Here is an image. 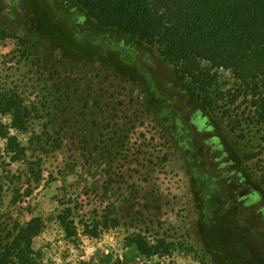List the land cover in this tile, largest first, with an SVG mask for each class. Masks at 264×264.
Here are the masks:
<instances>
[{
	"label": "rangeland",
	"instance_id": "1",
	"mask_svg": "<svg viewBox=\"0 0 264 264\" xmlns=\"http://www.w3.org/2000/svg\"><path fill=\"white\" fill-rule=\"evenodd\" d=\"M5 1V13L26 20L19 26L20 33L33 31L58 57L75 63L71 76L82 85L83 96L90 104L103 107V113L98 111L100 115L92 118L100 120L101 126L111 124L115 133L124 131L121 136L126 147L116 161L102 165L103 175L96 179L86 176L76 194H83L85 186L96 180L104 186L111 177L116 188L126 181L144 213L164 222V228L182 245L169 256L145 259L125 245L126 234L120 229L98 238L88 237L80 229L76 240L66 239L55 220L59 198L63 186L76 187L80 182L84 160L53 156L46 158L45 180L18 206L24 208L20 212L23 221L33 217L46 221L33 244L42 252L44 264H114L119 260L123 264H203L200 258L205 255L206 264H221L218 260L225 257L242 264V243L251 236L249 228L259 234L254 253L264 259V120L255 118L258 115L250 97L237 96L230 72H221L222 87L231 93L222 102L228 114L215 116L194 106L185 88L169 84L151 48L101 29L68 0ZM17 47L16 41H0V81L11 80L8 77L13 73L22 79L16 69L29 72L24 64H17ZM34 75L35 71L28 74L33 79ZM24 91L32 98L37 94ZM28 138L20 135L25 144ZM223 155L234 166L241 163L239 176L237 172L219 178L233 167L218 168L225 161L220 159ZM163 156L169 161L159 167L158 158ZM66 162L77 166L74 173L64 166ZM6 167L0 165V173L6 174ZM12 169L16 172L18 165ZM240 176L254 187L258 201L239 197L241 189L235 180ZM81 197L86 205L88 197ZM213 239L216 251L209 244Z\"/></svg>",
	"mask_w": 264,
	"mask_h": 264
},
{
	"label": "trees",
	"instance_id": "2",
	"mask_svg": "<svg viewBox=\"0 0 264 264\" xmlns=\"http://www.w3.org/2000/svg\"><path fill=\"white\" fill-rule=\"evenodd\" d=\"M68 1L101 29L151 48L169 84L185 88L194 106L215 116L227 115L222 102L231 93L222 87L221 72H230L237 96L250 97L258 115L255 118L264 120V0ZM7 7L6 1L0 0V41H16L17 64H24L29 72L16 69L22 79L13 73L8 77L11 80L0 81V165H7V173H0V264H44L42 252L33 244L46 228V221L43 217L23 221L20 212L24 208L18 206L45 180L46 158L53 156L84 160L80 182L76 187L63 186L64 194L59 198L55 220L66 239L76 240L80 229L91 238L120 229L126 234L125 245L142 258L171 255L182 246L178 237L164 228V222L144 213L126 181L116 188L111 177L104 186L96 180L85 186L83 194H76L86 176L96 179L103 175L102 165L116 161L126 147L121 136L124 131L115 133L111 124L101 126L100 120L92 118L100 115L98 111L102 114L103 107L90 104L83 96L82 85L71 76L75 63L58 57L33 31L20 33L19 26L26 20L5 13ZM34 71L33 79L28 74ZM24 88L37 94L32 98ZM20 135H29L26 144ZM221 157L225 161L219 169L233 167L219 178L235 175L241 163L234 166L233 160ZM158 159L159 167L169 161L167 156ZM14 165H18L16 172ZM64 166L70 173L77 167L69 162ZM51 179H56L53 174ZM244 179L240 176L235 182ZM81 195H90L86 205ZM251 197L258 201L257 195ZM249 232V240L242 243V264H264L254 253L259 234L250 228ZM209 244L214 247V239ZM193 245L191 249L197 251ZM200 260L206 264V255ZM218 261L234 263L228 257ZM114 264L123 263L119 260Z\"/></svg>",
	"mask_w": 264,
	"mask_h": 264
},
{
	"label": "flooded vegetation",
	"instance_id": "3",
	"mask_svg": "<svg viewBox=\"0 0 264 264\" xmlns=\"http://www.w3.org/2000/svg\"><path fill=\"white\" fill-rule=\"evenodd\" d=\"M237 183L239 184L240 186V193H239V197L240 198H245V197H248V196H253L254 195V187L251 185V184H245L243 181L241 180H237Z\"/></svg>",
	"mask_w": 264,
	"mask_h": 264
}]
</instances>
